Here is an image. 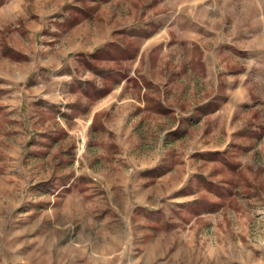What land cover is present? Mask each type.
Segmentation results:
<instances>
[{
	"label": "rangeland",
	"instance_id": "1",
	"mask_svg": "<svg viewBox=\"0 0 264 264\" xmlns=\"http://www.w3.org/2000/svg\"><path fill=\"white\" fill-rule=\"evenodd\" d=\"M0 264H264V0H0Z\"/></svg>",
	"mask_w": 264,
	"mask_h": 264
}]
</instances>
